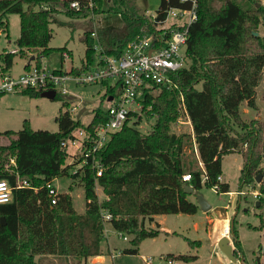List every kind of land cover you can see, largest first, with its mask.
Segmentation results:
<instances>
[{"label": "trees", "instance_id": "16d2710c", "mask_svg": "<svg viewBox=\"0 0 264 264\" xmlns=\"http://www.w3.org/2000/svg\"><path fill=\"white\" fill-rule=\"evenodd\" d=\"M70 1L0 0V31L9 36V14H19L20 35L16 41L19 52L24 55L27 49L40 50L35 61L41 66V56L55 51L62 56L64 50H69L67 46L49 44L53 38L51 23L63 24L55 16L58 4L68 16L83 14L72 9ZM96 1L101 12L103 0ZM136 1L114 0L115 5L110 7L109 11L121 14L125 29L120 36L108 37L107 53L118 54L138 36L143 25L155 27L156 23H151ZM197 4V18L189 28L190 65L174 72L172 88L161 87L157 95L147 93L144 109L150 106L147 116L156 115L149 133L136 128L139 121L126 124L95 153L103 167L102 175H97L92 156L84 163L83 158L68 163L70 153L62 146V141L76 129H92L104 112L101 107L94 109L92 125H85L66 109L56 117L57 131L34 129L26 119L21 129L0 132L9 138L8 143L0 144V179H6L12 186V200L0 204V264H38L36 256L45 254L79 259L101 255L105 213L111 215L108 222L116 231L131 236L134 247L126 248L125 252L137 253L144 239L161 232L160 228L145 226L147 217L152 221L160 213L198 212L200 206L189 200L187 185L195 189L203 183L209 187L218 185L219 191L230 192V184L218 179L225 155L242 152V184H251L259 173L264 174V169H257L264 156V121L246 123L240 112L244 102L250 107L257 106L259 85L263 87L264 99V36L255 34L260 25L264 26V7L259 0H197ZM192 5L193 0H160L157 21L166 18L169 8ZM82 40L86 44L85 59L93 63L96 50L90 29L85 30ZM15 54L0 53L5 61L4 70L12 68ZM30 65L27 63L25 67ZM61 68L53 70L61 72ZM43 91L21 90L31 97L40 96ZM112 91L107 89L108 93ZM67 104L65 101L64 105ZM181 107L182 114L191 120L190 133L171 130V124L181 116ZM194 144L203 168H195L187 156V150L193 149ZM185 173L192 175L191 180H183ZM63 175L81 177L86 198L84 212L75 208L69 192H58L56 203H52L45 182ZM24 179L30 185H21ZM96 184L102 187L105 199H99L94 190ZM260 191L263 202L264 186ZM232 231L234 255L241 260L244 257L239 254L241 246L233 225ZM169 256L184 261L193 258L186 254Z\"/></svg>", "mask_w": 264, "mask_h": 264}, {"label": "rangeland", "instance_id": "374dc122", "mask_svg": "<svg viewBox=\"0 0 264 264\" xmlns=\"http://www.w3.org/2000/svg\"><path fill=\"white\" fill-rule=\"evenodd\" d=\"M264 7V0H259ZM160 0H137L136 5L145 12H156ZM115 5L114 0H103L100 14L95 20L90 15L68 16L62 8L57 5L59 12L55 13L59 22H52L53 38L50 41L51 47L67 46L71 50V57L63 64L65 68L73 65L79 66L85 55L86 44L82 40L85 30L96 27L99 31V39L103 44L108 43V37L120 36L125 29L124 20L120 13L109 11ZM172 20V19H169ZM9 36L6 33L0 34V53L19 48L17 39L20 35V16L17 13L9 14ZM258 33L264 36V26L260 25ZM40 55V50L27 49L24 55L20 52L15 54L11 74L18 76L26 71L27 63L34 64L35 57ZM1 57V56H0ZM43 59V60H42ZM61 53L55 51L47 56H41V61L49 68L62 67ZM69 94L58 93V99H51L46 96L31 97L21 91L8 92L0 97V132L6 130H19L23 127L24 120H28L34 129L58 130L56 117L61 111L71 109L72 106L80 105L72 112V116L80 119L85 125L90 122L93 110L96 107L105 109L109 105L106 96V87L100 83L76 84L73 81L67 83ZM200 86V85H199ZM118 92L117 88L113 90ZM263 87H257V106L250 107L246 102L240 107L241 118L246 123L256 120L264 121V99L262 96ZM159 90L154 92L157 95ZM68 102L64 105V102ZM150 106H147L149 109ZM146 109V110H147ZM146 110L141 112V122L136 128L143 133H149L156 121V115L147 116ZM177 122L171 124V130L176 133L192 132L190 118L183 113ZM239 127L238 125H236ZM242 131L241 128H238ZM9 138L0 135V144H6ZM197 145L193 149L187 150V156L195 168H203L200 160ZM70 155L67 162L79 161L82 155L75 147H69ZM13 161V160H11ZM222 181L230 184V192H221L216 187H209L205 183L194 193L189 194L191 201L198 203L197 193L202 194L212 205L208 211H203L201 207L197 213H160L154 215L151 221L146 218L147 228H160L161 232L156 237L144 239L138 246L137 253L125 252L126 248L134 247L131 236L116 231L108 221L106 224L105 238L103 246L106 249L105 259L102 263H92L91 260L79 259L76 257H45L39 258L38 264H264V252L261 251L264 245V201L260 202L261 186H264V174L259 173L260 181L254 180L251 184L241 183L244 157L241 151H234L224 156ZM257 169H264V156L257 164ZM257 179V178H256ZM39 182L38 180L35 181ZM54 184L60 193H70L72 195L75 208L83 212L86 208L85 188L81 177H71L69 175L57 176ZM94 190L103 200L105 194L100 185L96 184ZM264 195V194H263ZM259 203V205L257 204ZM235 229L241 250L239 254L243 259L233 262L220 248L218 236L225 225H228L233 245V231ZM163 226V228H162ZM107 233V234H106ZM109 235V236H108ZM107 237L110 241L108 244ZM194 241V242H190ZM195 241H200L198 244ZM114 254V256H112ZM170 254H186L193 256L187 261L177 260L169 256ZM242 258V257H241ZM147 259H150L149 261ZM47 260V261H46Z\"/></svg>", "mask_w": 264, "mask_h": 264}, {"label": "built area", "instance_id": "2783aa9c", "mask_svg": "<svg viewBox=\"0 0 264 264\" xmlns=\"http://www.w3.org/2000/svg\"><path fill=\"white\" fill-rule=\"evenodd\" d=\"M197 6V0H193L191 8H169L163 21H157V11L147 12L151 23H156L155 27L151 29L149 23L143 25L138 36L129 41L118 54L107 53L106 47L99 39V31L93 27L91 36L95 39L96 50L93 63H89L84 56L79 66L62 67L61 72H55L53 70L55 68H49L43 63L38 66L35 62L30 63V67L26 68L24 73L14 76L10 72L11 69L4 70L5 61L0 57V95L25 88L55 90L56 93L68 95L69 81L76 84H105V94L110 103L104 112L100 113L102 115L98 122L93 124L92 129L86 127L76 129L70 137L62 141L63 147L76 148L82 155L83 163L92 156V165L96 168L97 175H102L103 167L95 158V153L109 141L113 133L121 130L126 124L134 125L137 121L140 124L147 93L154 95L161 87L172 88L174 72L190 65L187 53L189 28L197 18ZM70 7L84 15H90L95 20L94 23L98 21L96 19L100 14V5L96 0H71ZM6 52L18 53L19 48L4 51ZM61 57L65 62L71 57L70 51L64 50ZM73 69L78 72H72ZM115 88L118 90L117 93L107 92V89ZM79 105L80 102L72 106L71 113L77 110ZM95 116L93 110L90 122L86 125H92ZM191 178L190 173L183 175L185 181ZM218 179L221 181V176ZM20 184L30 185L26 179ZM45 185L52 196V203H56L59 191L53 179L47 180ZM215 187L218 190V185ZM11 200V184L6 179H0V204ZM104 218L108 221L111 215L105 213ZM123 237L128 239L125 235ZM172 262L169 260L168 263Z\"/></svg>", "mask_w": 264, "mask_h": 264}, {"label": "water", "instance_id": "95a60500", "mask_svg": "<svg viewBox=\"0 0 264 264\" xmlns=\"http://www.w3.org/2000/svg\"><path fill=\"white\" fill-rule=\"evenodd\" d=\"M256 35H258V32H255ZM42 96L49 97L51 99H55L56 97V91L55 90H44L41 92ZM257 181H260V175L257 176ZM185 190L188 194L194 193L195 188L193 186L187 185L185 187ZM198 199V204L201 207L203 211H208L212 208V205L209 203V201L202 195V194H196ZM259 205V203H257ZM4 220V219H3ZM231 228H232V224ZM218 244L222 251L233 261L237 262V257L234 255V249L235 246L233 245L232 239L230 236L222 235L218 241ZM261 251L264 252V245L261 248Z\"/></svg>", "mask_w": 264, "mask_h": 264}, {"label": "crops", "instance_id": "0c3cea01", "mask_svg": "<svg viewBox=\"0 0 264 264\" xmlns=\"http://www.w3.org/2000/svg\"><path fill=\"white\" fill-rule=\"evenodd\" d=\"M103 44V43H102ZM105 47H106V45L105 44H103ZM69 49V48H68ZM70 50V49H69ZM71 55H72V53H71ZM43 60V59H42ZM42 63H43V61H42ZM66 63V61L65 62H62V65L63 64H65ZM46 65V64H45ZM63 67H64V65H63ZM65 68V67H64ZM53 179V183H54V181H55V179H56V177L55 178H52ZM49 180V179H48ZM221 181H222V176H221ZM106 198V195H105V197H104V199ZM86 209V208H85ZM85 209L83 210V212L85 211ZM224 227H228V225H225ZM162 228H163V226H162ZM224 230V229H223ZM105 232H107V231H105ZM107 234V233H106ZM223 235V232H221L220 234H219V236H218V239H220V237ZM109 236V235H108ZM107 240H108V244L110 245V241H109V239H108V237H107ZM102 248H103V252L105 253L106 252V249H105V247L102 245ZM101 254V255H96V256H90L89 258H87L86 260H91V262L92 263H102L103 261H104V259H105V254ZM43 256H45V257H51V256H57V257H60L59 255H54V254H45V255H37L36 256V260L38 261L39 260V258H42ZM112 256H114V254H112ZM47 261V260H46ZM238 261V260H237Z\"/></svg>", "mask_w": 264, "mask_h": 264}, {"label": "bare ground", "instance_id": "6f19581e", "mask_svg": "<svg viewBox=\"0 0 264 264\" xmlns=\"http://www.w3.org/2000/svg\"><path fill=\"white\" fill-rule=\"evenodd\" d=\"M227 229H228V228H227V227H225V228H224V230H223V231H224V233H225V235H226V233H227Z\"/></svg>", "mask_w": 264, "mask_h": 264}]
</instances>
